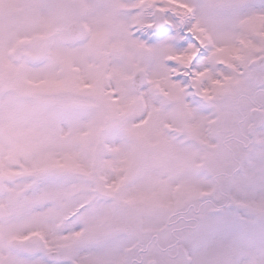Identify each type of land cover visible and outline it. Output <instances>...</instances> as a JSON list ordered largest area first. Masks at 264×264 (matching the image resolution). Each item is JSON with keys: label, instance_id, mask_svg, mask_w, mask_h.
Segmentation results:
<instances>
[{"label": "snow or ice", "instance_id": "6c2138e0", "mask_svg": "<svg viewBox=\"0 0 264 264\" xmlns=\"http://www.w3.org/2000/svg\"><path fill=\"white\" fill-rule=\"evenodd\" d=\"M256 74L264 0H0V264H264V145L199 143Z\"/></svg>", "mask_w": 264, "mask_h": 264}, {"label": "rangeland", "instance_id": "374dc122", "mask_svg": "<svg viewBox=\"0 0 264 264\" xmlns=\"http://www.w3.org/2000/svg\"><path fill=\"white\" fill-rule=\"evenodd\" d=\"M250 83L237 81L230 90L215 98L217 102L216 113L210 117L208 129L199 137V143L204 146V149L209 152L223 149L228 159L237 164L247 158L249 151L254 150V146L264 145V121L255 139L251 141L248 137L251 121L243 119L242 115L238 117L236 108L231 107L236 101L240 105L243 100L248 99L254 105L263 104L264 109V99H260V95L263 96L264 94V87L261 88L262 90H258L254 81ZM253 83L254 85H252ZM257 91L260 92L257 93ZM241 106L243 107V102ZM188 182L197 183L198 181L195 176H189Z\"/></svg>", "mask_w": 264, "mask_h": 264}, {"label": "flooded vegetation", "instance_id": "af4514ba", "mask_svg": "<svg viewBox=\"0 0 264 264\" xmlns=\"http://www.w3.org/2000/svg\"><path fill=\"white\" fill-rule=\"evenodd\" d=\"M255 77H256V75H254V76H252L249 80H248V82L250 83V82H253L254 80H255ZM251 84V83H250ZM252 85H254V83L252 84ZM264 87V86H263ZM263 87H257V89L258 90H262L263 89ZM262 88V89H261ZM264 91V90H263ZM258 92H260V91H257V93ZM260 94H262V93H260ZM256 96V95H255ZM264 99V94H263V96L262 95H260V99ZM236 99H239V98H236ZM247 101H248V107H251V108H248V109H240L239 108V104L237 103L238 101H236V103H234V105L235 106H237V109H236V112H237V115L238 116H243V119H249L250 121H251V124L253 125V124H255L256 125V130L258 131L260 128H261V126H262V123H263V120H264V109H263V104H257V105H254V103H252L250 100H248L247 99ZM254 109H256V111H254ZM248 111V112H247ZM253 111H254V113H253ZM244 112H247L246 114L244 113ZM262 115H261V114ZM258 115H260L261 117H262V120L261 121H256L255 120V117L256 116H258ZM153 243L157 246V247H161V248H163V247H166L167 246V243H166V241H164V240H162V239H160V238H155L154 239V241H153ZM164 244H166V246H163Z\"/></svg>", "mask_w": 264, "mask_h": 264}, {"label": "water", "instance_id": "95a60500", "mask_svg": "<svg viewBox=\"0 0 264 264\" xmlns=\"http://www.w3.org/2000/svg\"><path fill=\"white\" fill-rule=\"evenodd\" d=\"M256 82L260 85H264V75L258 74L256 77ZM245 107H247V104L245 105ZM257 120H261V117L258 116ZM255 129H256V125H252L250 128V134L251 136H254L255 134Z\"/></svg>", "mask_w": 264, "mask_h": 264}]
</instances>
